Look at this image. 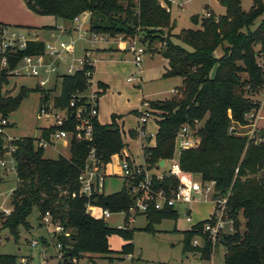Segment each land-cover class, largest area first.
Instances as JSON below:
<instances>
[{
  "label": "trees",
  "instance_id": "obj_1",
  "mask_svg": "<svg viewBox=\"0 0 264 264\" xmlns=\"http://www.w3.org/2000/svg\"><path fill=\"white\" fill-rule=\"evenodd\" d=\"M225 9L223 15L214 17L193 16L191 21L198 29L181 30L171 35L174 23L170 12L159 5V0H33L26 6L40 16H50L66 23L82 13L89 14L88 31L109 38L122 36L132 42L144 35L142 42L148 46L160 41L155 32L166 29L161 56L167 61L164 78L179 77L182 86L177 96L165 101L148 102L149 108L158 115L154 145L143 150L147 170L157 167L160 161L170 160L174 155V139L183 125L196 130L199 145L180 153V169L204 182L214 181L215 191L224 196L229 191L228 215L234 219L235 232L224 236L220 245L224 247L223 264H264V128L256 129L251 137L235 132V127H248L256 119L260 103L255 100L264 87V18L258 26H251L264 14V0H253L248 12L241 8V0H217ZM172 37L190 48V51L173 42ZM219 54H216L219 52ZM44 53L43 41H32L17 57ZM260 60L263 63H260ZM82 71L63 75L60 90L25 89L16 95L0 91V118L6 120L16 111L20 103L31 93L40 94V104L51 101L56 109H67V121L59 128L71 133L69 158H43L44 151L36 145L37 139L24 137L6 144L0 139V157L14 147L16 187L12 192L8 215L0 211V230H6L15 240L19 228L29 230L27 218L33 208L41 218L48 213L54 224L69 232L59 237L65 259L95 256L109 258L116 252L108 246V238H122L120 254L131 250L133 231L116 229L107 225L103 211L127 212L133 204L128 186L123 181L122 189L111 195L94 194L90 198L79 196L78 177L84 168L89 150L95 149L100 169L111 162L114 155L125 148L121 128L116 124L117 116H111L109 124L101 125L97 118L90 120L91 141L76 140L75 121L71 117L75 108L69 106L73 96L88 89L87 72H93L86 58ZM245 76V77H244ZM8 78L0 75V85H8ZM1 88V87H0ZM102 93L99 95L101 96ZM85 99L75 100V106H83ZM251 116V119H248ZM57 127L43 129L41 136L48 140ZM232 130V131H231ZM131 134H133L131 132ZM155 182V186L166 190L175 189L177 181L167 177ZM141 177H137V180ZM136 180V181H137ZM93 209L86 213V205ZM178 209L150 210L145 214L148 227L164 219L175 220ZM239 216L244 220L240 229ZM204 221L196 223L191 231L184 232V251L200 254L202 260L209 259L210 247L193 248L192 239L200 235ZM42 226V225H41ZM194 229V230H193ZM46 244L45 237L39 238ZM30 244V242H29ZM17 256L0 254V264H13ZM64 264H67L66 260Z\"/></svg>",
  "mask_w": 264,
  "mask_h": 264
},
{
  "label": "rangeland",
  "instance_id": "obj_2",
  "mask_svg": "<svg viewBox=\"0 0 264 264\" xmlns=\"http://www.w3.org/2000/svg\"><path fill=\"white\" fill-rule=\"evenodd\" d=\"M252 4L253 0H241V8L245 12L249 11ZM169 7L170 18L174 23V28L170 32L171 35H177L181 30L198 29L199 26L191 21V17L193 16L201 18L204 17V14L209 13L217 17L225 13V9L219 5L217 0H174V4H171ZM263 18L264 14L255 21L250 29L254 30ZM57 21L65 30L64 36L72 37L75 42V55L85 56V52L91 51V54L89 53L86 58L92 61L93 58L91 57L93 53L99 49L90 48L89 44L78 39V36L75 35V30H73L72 22ZM54 22L55 19L53 17L40 16L30 10L26 6L25 0H0V25L17 28L26 34L28 38L34 39L37 37L38 40L40 39L39 41L46 40L47 33L45 32L46 30H51V28L46 27L53 25ZM56 25L53 26L51 31L58 33ZM85 30H88L87 26ZM167 33L166 29L155 32L157 37L162 38L160 41L156 40L152 42L149 46L148 41L142 42L144 35H138L134 38L132 42L135 47L142 48L145 53L139 66L134 63L133 55L129 50L124 52L123 59H120V53L117 52H113L112 59L109 58L110 54L108 53L100 55L101 60H98L95 64L94 80L95 83L99 82L101 86L107 87L104 88V92L101 90L102 94L99 103V122L102 125L108 124L111 116H120L124 130L128 132L133 129L132 133L136 132V135L132 134L131 137L140 138L136 111L143 106L142 104L144 102L170 100L177 96L174 90L181 88V78H164L162 76L165 61L160 55ZM98 36L108 39L110 43L117 45V47L119 46L120 50L118 51L120 52L124 48H128L127 43L119 45L117 39H113L112 41L110 40L112 38L107 36ZM86 39H91L89 32ZM172 40L174 43L190 51L189 47L183 45L174 37H172ZM87 45L88 47H86ZM219 53L220 51L216 54ZM260 63H263V61L260 60ZM129 78L133 79V81L127 82ZM8 82V85H0V91L1 93L8 92L11 96L16 95L21 87L34 89L36 85L35 80L30 78L8 77ZM59 90L60 86L58 83ZM255 100L260 103L257 123L259 127L264 128V87L259 91ZM39 109L40 94L31 92L20 103L18 109L9 114L6 120H3L2 128L5 133L15 139L24 137L39 138L41 130L50 127L54 122L53 118L39 117ZM153 119L155 120L151 119L143 126L146 136L148 134L154 135L158 115L154 114ZM256 129L258 130L259 128ZM248 131V127H235V132L248 133ZM123 140L127 144L124 153L131 154V158L137 163H141L140 145L142 144V148L145 147V138H140V140L123 138ZM59 156L68 159L69 148L62 146L60 141L53 140L51 145L44 151L43 157L46 159H57ZM4 159L6 161V168H10L11 165L7 162L8 157L6 155ZM114 165L115 163L113 162L106 169L104 183V193L106 195L119 192L123 185L122 179L119 178L118 174H115ZM16 182L17 179L13 171L6 172L4 168L0 167V211L1 209L10 208V198L16 187ZM210 207L207 204H198L192 207L191 216L194 221L193 224L206 220L211 210ZM183 214L184 211H178V217L175 220L164 219L148 227V222L143 216L136 218L133 223H129L125 211L111 213L105 218V222L109 227L116 228L117 225L124 221L125 230L133 231L130 253L128 255L120 254L119 252L124 242L119 236L112 235L108 238V246L111 251L116 252L115 254L110 255L109 258L98 255L85 256V258L80 259V264H203L202 261L194 258L193 253L184 251L185 228L192 224H187L184 221ZM239 221L240 229L243 231L244 220L241 216H239ZM27 222L30 229L19 228L18 240H15L6 230H0V254L21 257L35 252L36 249L32 248L29 242L47 236L46 230L39 223L36 208H33L27 218ZM189 229L187 231H190ZM218 249L220 252L225 251L222 245Z\"/></svg>",
  "mask_w": 264,
  "mask_h": 264
},
{
  "label": "built area",
  "instance_id": "obj_3",
  "mask_svg": "<svg viewBox=\"0 0 264 264\" xmlns=\"http://www.w3.org/2000/svg\"><path fill=\"white\" fill-rule=\"evenodd\" d=\"M174 4V0H159V5L166 12H170L168 4ZM210 14H204V17H209ZM89 21V14L82 13L72 20L73 30L78 39L85 40L87 38L88 30L86 26ZM58 33H51L52 38L50 42H44V53L39 55H25L17 57L20 51L27 48V44L32 41H37L28 38L21 30L17 28L0 25V75L12 78H30L35 80V87L47 91L49 89H57L54 95L58 93V83L60 86L61 77L63 75H73L76 72L82 71L88 57V51L85 56L75 55V42L72 37L64 36L65 30L61 25L57 26ZM91 34V33H90ZM113 39L118 40V44H128L127 50L133 55L134 63L139 66L143 60L144 50L135 47L133 42H127L122 39V36H117ZM108 39L104 37L91 34L89 40L90 47L95 48L99 42H105ZM90 66L93 67V62L90 61ZM88 89L83 93H78L73 96L69 103L71 108H75L71 113V117L75 121L74 136L76 140L91 141L92 127L90 120L98 116V102L101 90L97 85L93 84V72H87ZM133 79H127V82H132ZM85 99L83 106H75V100ZM137 112V123L139 127L140 138H145V133L141 129L150 119H153V111L148 104L143 105ZM39 117L53 118L54 122L51 127H57L49 139L42 137L36 138V145L45 151L51 145L53 140L60 141L62 145H67L71 137V133L59 129L68 118L67 109H56L53 103L40 104ZM251 119V116H248ZM3 120L0 118V139L2 138L6 144H10L15 138L8 136L2 128ZM194 128L190 125H183L177 132L174 139V155L167 162L166 176L174 178L177 181L175 189L166 190L155 186V182L161 180L164 175L154 176L145 168V165H132L127 158L121 157L119 159L120 177L123 181L132 182L128 186L129 193L132 196L133 204L125 212L128 216V222H133L136 215H145L150 210H161L164 208H173L184 210L185 220L192 224L191 207L198 203H209L212 205V211L209 217L204 220L200 235L195 236L191 241L193 248L204 249L210 247V256L207 260H202L203 264H223V261L217 262L214 260V251L224 236L231 235L235 232L234 219L229 217L228 213V198L229 191L224 196H220L215 191V182H204L200 178H196L190 173L184 172L180 169L178 158L182 151L196 148L199 145V138L196 136V130L200 123L194 121ZM249 131L246 133L251 137L256 130L255 121L248 126ZM232 131V130H231ZM240 133L241 132H237ZM14 147L9 146L8 150L0 157V167L4 168L6 172L13 171L15 174V161L12 156ZM5 155L8 157L10 168H6ZM141 177L137 180V177ZM105 175L103 169L97 165L95 149L91 148L88 153L84 168L80 171L78 182L80 185L79 196L90 198L94 194H100L103 189ZM137 180V181H136ZM93 209L91 204L86 205V213H90ZM1 211L8 215L10 208L1 209ZM111 214L108 210L103 211V219L105 220ZM41 225L46 230L47 240L46 244L41 243L40 239L32 240L30 246L35 250L21 257H18L13 264H80L76 258L65 259V252L63 245L58 240L61 236H68L61 225L54 224L48 213H45L41 218ZM122 222L116 226V229H123L125 227ZM195 224H193L194 227ZM192 227V228H193ZM191 228V230H192ZM190 230V231H191ZM194 230V229H193ZM199 257L200 254L198 253Z\"/></svg>",
  "mask_w": 264,
  "mask_h": 264
},
{
  "label": "crops",
  "instance_id": "obj_4",
  "mask_svg": "<svg viewBox=\"0 0 264 264\" xmlns=\"http://www.w3.org/2000/svg\"><path fill=\"white\" fill-rule=\"evenodd\" d=\"M26 1V0H25ZM169 6L171 5L170 3L168 4ZM58 21L57 20H55V22H54V24L53 25H51V26H47L46 28H51V30H52V28H53V26H55L56 24V26H59L60 25V23H59V25H58ZM87 27H88V24H87ZM51 30H46V32L45 33H47L46 34V40H43V41H45V42H47V41H51V37H50V34L51 33H54V34H56V32L55 31H51ZM51 31V32H50ZM36 39H38V38H36ZM40 40V39H39ZM90 40V39H89ZM89 40L88 39H85V40H83L84 42H86L87 44H89V46H90V43H89ZM86 47H88V45L86 46ZM85 47V48H86ZM84 48V49H85ZM91 48V47H90ZM95 48H97V49H99L98 51H96V52H94L93 53V56L91 57V56H89V57H91V58H93V60L91 61V62H93V68H94V70H93V76H92V79H93V84H95V85H97V87L100 89V90H102V92H104V88L106 87V86H101L100 85V83L99 82H97V83H95V80H94V77H95V64H96V62H98V60H101V58H100V55H102V54H105V53H108V54H110L109 55V58L110 59H112V54H113V52H117V53H120V59H123L124 58V52H126L127 51V49H123L121 52L120 51H118V50H120V48H119V46L117 47V45H115V44H113V43H110L109 41H103V42H99L98 44H97V46L95 47ZM94 48V49H95ZM84 49H83V53L85 52L84 51ZM95 51V50H94ZM91 54V51H89L88 52V54ZM99 55V57H97ZM160 57H162L161 55H160ZM163 59V58H162ZM164 61H165V65H164V67H163V72H162V74H164V72H165V69L167 68V61L165 60V59H163ZM107 88V87H106ZM177 90L175 89L174 90V92H176ZM101 92V93H102ZM100 98H101V96L99 97V102H98V116H97V120H98V122H99V103H100ZM144 104H148V102H144L142 105H144ZM143 106H141V108H142ZM140 108V109H141ZM139 109V110H140ZM139 110H137L136 111V114H137V112L139 111ZM259 112V111H258ZM257 115H258V113H257ZM256 115V119H255V125H256V128H261V127H259L258 126V123H257V118H258V116ZM121 120H122V118H120V116L119 117H117L116 118V123H117V125L119 126L120 124H121V126H119L120 128H121V132H122V139L124 138V139H126V138H128V140H136V139H139L140 140V138H136V137H134V138H132L131 137V132L133 131V129H131V130H129L128 132H126L125 130H124V125L121 123ZM151 120V119H150ZM152 120H155V119H152ZM157 121V120H156ZM111 122V119H110V121L108 122V124ZM100 123V122H99ZM101 125H102V123H100ZM138 124V123H137ZM52 126V125H51ZM50 126V127H51ZM144 126V125H143ZM141 127V129L144 131V127ZM49 128V127H48ZM139 128V127H138ZM43 129H47V128H43ZM42 129V130H43ZM42 130H41V132H40V136H41V133H42ZM135 131V130H134ZM156 132H157V124H156V130H155V132H154V135H152V134H148V136H146V134H145V139H146V137H150V141H149V144L147 145L146 143L144 144L145 146H153L154 145V136H155V134H156ZM129 134H130V136H129ZM133 134H135L136 135V132H133ZM126 137V138H125ZM125 140H123V142H124ZM125 143V142H124ZM68 142H67V145H62V146H67L68 148H69V146H68ZM141 146V156H142V162L141 163H137L133 158H131V154L129 155V154H125L124 153V149L122 150V152H121V154H119V155H114L113 157H112V159H111V162L110 163H108L106 166H105V168L103 169V173H104V175H105V178H106V169H107V167L108 166H110L111 164H113V162L115 163V167H114V171H115V174H118L119 175V178H121L120 177V168H119V159L121 158V157H125V158H127V160H128V162L129 163H131L132 165H144V158H143V150H144V147L142 148V144L140 145ZM125 147H127V144H125ZM44 158V157H43ZM52 160H54V159H52ZM167 162H168V160L167 161H164V164H163V167H160L159 165H158V168L157 167H153V168H151L150 170H148V171H150V173L152 174V175H154V176H160V175H163V174H165L166 173V171H167ZM160 163V162H159ZM105 178H104V183H105ZM122 179V178H121ZM122 181H123V179H122ZM105 185V184H104ZM104 185H103V189H102V193L104 194V195H106L105 193H104ZM122 187H123V185H122ZM122 189V188H121ZM117 193V192H116ZM114 194V193H113ZM107 195H111V194H107ZM200 204H207V205H210L209 203H200ZM195 205H198V203H196V204H194V205H192V207H194ZM211 207H210V212L208 213V216H207V218L209 217V215H210V213H211V211H212V205H210ZM192 207H191V214H192ZM180 211V210H179ZM181 211H184V210H181ZM184 213H186L185 211H184ZM140 216H143L144 218H145V215H136L135 217H134V219H133V222L135 221V219L136 218H138V217H140ZM183 217H184V214H183ZM192 217V216H191ZM184 221L187 223V224H190V223H188L186 220H185V217H184ZM192 221H193V219H192ZM124 222V221H123ZM133 222H129V223H133ZM193 223H194V221H193ZM193 223H192V225L190 226V225H188V227L187 228H185V230L187 231V229H189V230H191V228L193 227ZM198 223V222H197ZM184 230V231H185ZM220 245H218L217 247H216V249H215V251H214V260L215 261H217V262H220L221 261V259L223 258V255H224V252H220V250L218 249V247H219ZM193 255H194V258L196 259V260H200L201 261V259H200V257H199V255L198 254H194L193 253ZM221 258V259H220ZM220 259V260H219Z\"/></svg>",
  "mask_w": 264,
  "mask_h": 264
},
{
  "label": "water",
  "instance_id": "obj_5",
  "mask_svg": "<svg viewBox=\"0 0 264 264\" xmlns=\"http://www.w3.org/2000/svg\"><path fill=\"white\" fill-rule=\"evenodd\" d=\"M27 2H31V1H33V0H26ZM149 141H150V137H146V139H145V143L148 145L149 144ZM163 164H164V161L162 160V161H160V163H159V166L160 167H163Z\"/></svg>",
  "mask_w": 264,
  "mask_h": 264
}]
</instances>
